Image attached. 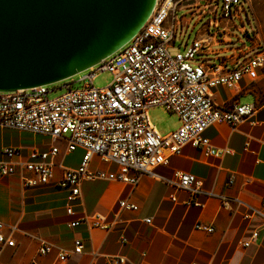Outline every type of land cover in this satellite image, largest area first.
Listing matches in <instances>:
<instances>
[{
    "label": "built area",
    "instance_id": "2783aa9c",
    "mask_svg": "<svg viewBox=\"0 0 264 264\" xmlns=\"http://www.w3.org/2000/svg\"><path fill=\"white\" fill-rule=\"evenodd\" d=\"M249 0H156L152 12L138 31L119 49L98 63L78 72L64 82V90L56 96L48 94L56 87L50 84L0 91V128H13L61 141L64 153L81 150L80 163L74 168L64 167L54 143L46 150L34 147H6L2 149L0 178L18 175L23 185L35 187L53 181L67 190L65 209L74 214V201L81 196V185L98 177L116 179L135 185L141 175L156 176L155 168L167 163L169 156L179 155L189 144L200 149L204 157H221L229 150L213 146L204 135L210 125L227 123L232 127L254 111L253 104L223 106L213 98L220 86H233L243 78L255 79L257 70L264 69V44L250 25L246 29L242 16ZM191 9L186 14L178 12ZM208 16L202 29L195 32L191 42L180 38L182 51L170 52L178 29L185 31L192 18L194 23ZM237 18L240 26L234 24ZM194 23L191 29L194 27ZM184 28V29H183ZM236 28L248 42L230 32ZM211 30V32L209 31ZM183 36V34H182ZM219 37V38H218ZM225 44L226 49L211 63L202 57L213 53L211 46ZM109 71L111 81L101 87L92 82L98 74ZM76 82L79 85L74 86ZM53 84V83H52ZM160 106L177 115L176 129L160 134L148 118V109ZM97 155L104 162L117 165L113 173L92 171L89 164ZM62 173L55 180L54 171ZM165 185L186 191L190 202L201 192V181L192 173L175 171L171 177L158 176ZM233 178H229L230 184ZM175 200L173 195H170ZM228 197H222L224 204ZM243 207L244 218L264 213L240 198H232ZM119 209L137 211L138 206L127 198L117 201ZM150 222V218H145ZM86 223L90 227L107 225L104 216L96 214L71 220L74 227ZM264 226V222H263ZM196 229L212 232L210 225L197 223ZM14 226L0 221V253L14 246ZM258 236L251 233L247 246ZM37 255L49 253L54 244L37 237ZM121 238L120 242H125ZM83 249L81 239H75L71 250L59 248L57 257L65 261L70 254ZM106 264H126L122 254L107 255Z\"/></svg>",
    "mask_w": 264,
    "mask_h": 264
},
{
    "label": "crops",
    "instance_id": "0c3cea01",
    "mask_svg": "<svg viewBox=\"0 0 264 264\" xmlns=\"http://www.w3.org/2000/svg\"><path fill=\"white\" fill-rule=\"evenodd\" d=\"M249 3L256 34L264 44V0ZM222 45L211 46L213 53L208 55L224 54L226 46ZM213 98L223 106H254L252 114L235 127L222 122L204 131L213 146L229 153L204 157L200 149L186 144L179 155L169 156L166 164L155 168L156 176L141 175L135 185L105 177L86 180L72 215L65 209L67 190L55 181L26 187L18 175L0 178V221L15 227L14 246L2 250L0 264H106L105 257L113 254L124 255L126 264H264L263 217L244 218L245 209L231 200L240 198L264 213V69L259 68L253 80L243 78L233 86L216 88ZM178 125L175 115L165 133ZM54 143L44 135L0 128V161L5 159L2 149L6 147L46 150ZM81 155L79 149L66 154L63 146L58 160L74 168ZM89 169L113 173L117 165L94 155ZM62 170L55 168V180ZM175 171L192 173L201 181V192L194 198L198 204L190 202L186 191L158 179L171 177ZM224 196L230 199L227 204L221 201ZM122 198L134 202L138 210L119 209L117 201ZM96 214L105 217V228L68 225ZM197 223L210 225L212 232L196 229ZM253 231L258 236L244 246ZM37 237L54 244L49 253L37 255ZM75 239L82 240V251L60 261L59 248L71 250Z\"/></svg>",
    "mask_w": 264,
    "mask_h": 264
},
{
    "label": "water",
    "instance_id": "95a60500",
    "mask_svg": "<svg viewBox=\"0 0 264 264\" xmlns=\"http://www.w3.org/2000/svg\"><path fill=\"white\" fill-rule=\"evenodd\" d=\"M156 0H0V91L52 84L98 63Z\"/></svg>",
    "mask_w": 264,
    "mask_h": 264
},
{
    "label": "rangeland",
    "instance_id": "374dc122",
    "mask_svg": "<svg viewBox=\"0 0 264 264\" xmlns=\"http://www.w3.org/2000/svg\"><path fill=\"white\" fill-rule=\"evenodd\" d=\"M249 5H250V3H248V6L245 7L247 18L243 15L242 16V22H243V25L246 29H249L250 25L255 29V22L253 19V15L250 12ZM190 10L191 9H186V10L180 11V12H178V15L186 14V16H187V13ZM207 17L208 16H204L197 23H194L196 18H192L191 21L189 22L188 26L185 27V31L182 30V32H180V30L178 29V31L176 33V37L174 39V46L169 49L170 52H174L176 50L182 51L183 49L179 45L180 44V38L182 37L183 41L186 40L188 43L191 42L192 39L195 37V32L197 30L202 29V23L206 22ZM232 20H233L234 24H236L237 26L241 25V23L238 21L237 18H232ZM193 23H194V27L191 29ZM209 31L211 32V30H209ZM230 32L234 35L241 37L244 42H246V43L248 42V40L245 38V36L242 33H240L236 28L230 29ZM182 34H183V36H182ZM222 46H229V45L224 44ZM202 57L207 58V60L211 63H217L218 62V60L216 59L218 57V55L217 56L204 55ZM71 78L76 80L77 75H75L74 77H71ZM111 79H112L111 73L109 71H104V72L98 74L92 83L97 87H101V86L108 84L111 81ZM68 80L69 79H65V80L50 84L49 87L54 86V87H56V89L51 91L48 94V96L53 97V96H56L57 94L61 93L64 90V86H62L63 83L68 81ZM79 84H80L79 82H76L74 84V86L79 85ZM175 115L176 114L167 111L165 108L158 106L148 113V118H149L150 122L155 126L157 131L160 134H164L168 130V128L174 124ZM55 144L59 147L60 150H61V148L63 149L64 145L61 141L57 140V141H55Z\"/></svg>",
    "mask_w": 264,
    "mask_h": 264
}]
</instances>
